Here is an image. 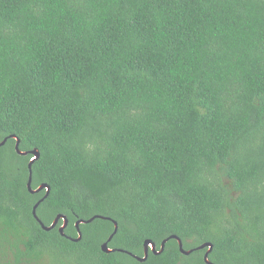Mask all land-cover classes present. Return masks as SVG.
Masks as SVG:
<instances>
[{
	"label": "trees",
	"instance_id": "trees-1",
	"mask_svg": "<svg viewBox=\"0 0 264 264\" xmlns=\"http://www.w3.org/2000/svg\"><path fill=\"white\" fill-rule=\"evenodd\" d=\"M6 138L0 264H264V0H0Z\"/></svg>",
	"mask_w": 264,
	"mask_h": 264
},
{
	"label": "water",
	"instance_id": "water-1",
	"mask_svg": "<svg viewBox=\"0 0 264 264\" xmlns=\"http://www.w3.org/2000/svg\"><path fill=\"white\" fill-rule=\"evenodd\" d=\"M12 137L16 138L17 139V143H16V150L18 151L19 154H28V151H22L20 148H19V144H20V139L18 138L17 135L13 134L11 135ZM7 138L4 139V141H2L0 143V146L5 144ZM33 154H34V157L31 159L30 163H29V170H30V176H29V182H28V188L31 192L35 193V192H40L42 191L43 189H46V194L35 204L34 206V209H33V214L34 216L37 218V220L41 223L42 227L45 229V230H50L52 228H55L60 219L63 218V223L59 226V231L61 232V234H65V228L67 227L68 223H69V220H68V217L65 215V214H58L57 217L54 219V221L50 224V225H45L43 223V221L38 217L37 215V207L39 206V204L49 195L50 193V186L47 184V183H42L41 185H39L37 188H32V164L35 160H37L39 157H40V152L38 149H34L31 151ZM96 217H101V218H108V217H105V216H102V215H95L93 217H91L90 219H87V220H84V219H80L76 222V227H77V231H78V237L76 238H73V240L75 241H79L82 239V231H81V228H80V224L81 223H85V222H91L93 221ZM114 223H115V230L114 232L110 235V237L108 238L107 241H105L103 244H102V249L106 252H112V251H115V250H123V249H116V248H110L109 247V242L112 240L113 236L115 235V233L117 232V229H118V223L117 221L113 220ZM170 238H175L179 241V246H180V250L183 254H190L192 252V249L190 250H186L184 248V244H183V241L182 239L177 236V235H171L169 236L168 238L164 239L161 243V248L160 250H157V245L156 243L151 240V239H147L144 243L145 245V255L143 257H139L137 255H135L136 257H138L139 260L141 261H145L148 257V254H149V250L151 249L153 252L155 253H161L164 249H165V245L167 243V241L170 239ZM204 248H208L205 255H204V259L206 262L208 263H211L212 262L209 260V254L213 251V248H214V244L210 241L208 242H204L202 243L201 245H199L196 249H204ZM130 253V252H129ZM132 254V253H131Z\"/></svg>",
	"mask_w": 264,
	"mask_h": 264
},
{
	"label": "rangeland",
	"instance_id": "rangeland-1",
	"mask_svg": "<svg viewBox=\"0 0 264 264\" xmlns=\"http://www.w3.org/2000/svg\"><path fill=\"white\" fill-rule=\"evenodd\" d=\"M227 180H228V179L225 178V181H227ZM46 261H47L48 264H53V263L51 262L50 258H47Z\"/></svg>",
	"mask_w": 264,
	"mask_h": 264
}]
</instances>
